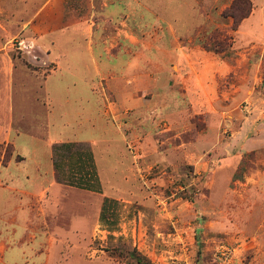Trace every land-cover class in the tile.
Listing matches in <instances>:
<instances>
[{"label":"crops","instance_id":"1","mask_svg":"<svg viewBox=\"0 0 264 264\" xmlns=\"http://www.w3.org/2000/svg\"><path fill=\"white\" fill-rule=\"evenodd\" d=\"M27 1L14 34L0 31V146L12 147L7 161L0 156V264H71L51 252L59 246L52 235L71 240L64 226L88 224L90 197L80 195L100 193L85 185L91 175L74 176L73 161L98 186L101 162L114 170L122 126L152 132L158 122L183 121L180 108L216 113L217 71L209 53L182 41L190 28L151 16L136 0ZM16 38L29 46L20 58ZM170 63L182 91L162 75ZM245 90L222 97L231 102Z\"/></svg>","mask_w":264,"mask_h":264},{"label":"rangeland","instance_id":"2","mask_svg":"<svg viewBox=\"0 0 264 264\" xmlns=\"http://www.w3.org/2000/svg\"><path fill=\"white\" fill-rule=\"evenodd\" d=\"M234 1L136 0L151 16L190 28L182 38L187 48L212 56L216 113L180 108L183 121L158 122L152 132L122 126L118 160L113 171H107L113 161L101 162L98 186L91 171L73 161L74 176L91 175L85 185L100 193L80 195L90 197L82 212L88 224L64 226L71 240L52 235L61 248L51 252L60 251L61 263L136 264L131 255L137 253L150 264H264V0H248L249 15L237 27L229 16ZM24 4L30 2L0 0L1 32L14 34ZM11 42L20 58V41ZM176 71L170 63L162 75L171 91H182ZM240 85L246 89L240 99L224 100L223 92ZM11 153L10 145L0 146L3 158ZM56 229L50 226L52 234Z\"/></svg>","mask_w":264,"mask_h":264},{"label":"trees","instance_id":"3","mask_svg":"<svg viewBox=\"0 0 264 264\" xmlns=\"http://www.w3.org/2000/svg\"><path fill=\"white\" fill-rule=\"evenodd\" d=\"M229 11H230L229 16L234 21V27H237L244 19H246L248 17L249 11H250V3L248 0H235ZM263 82H264V78H263ZM7 160H8L7 156L4 155L3 161H7ZM104 205H105V201H104ZM104 205H103L102 211L99 215V220L101 223L106 217L105 211L107 210V207H106V205L105 206ZM131 257L135 261L136 264H150L147 262L146 259H144L142 256L138 255L137 253L132 254Z\"/></svg>","mask_w":264,"mask_h":264},{"label":"built area","instance_id":"4","mask_svg":"<svg viewBox=\"0 0 264 264\" xmlns=\"http://www.w3.org/2000/svg\"><path fill=\"white\" fill-rule=\"evenodd\" d=\"M27 47H29V46H27V45H26V46L23 45L22 41H20V42L18 43V49H19V50H21V49H23V48L25 49V48H27ZM223 263L226 264V263H227V259H225Z\"/></svg>","mask_w":264,"mask_h":264}]
</instances>
